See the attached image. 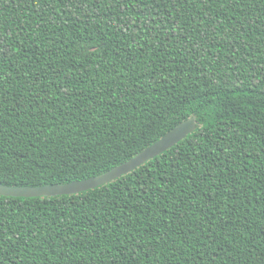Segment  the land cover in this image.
<instances>
[{
	"label": "trees",
	"instance_id": "obj_1",
	"mask_svg": "<svg viewBox=\"0 0 264 264\" xmlns=\"http://www.w3.org/2000/svg\"><path fill=\"white\" fill-rule=\"evenodd\" d=\"M0 264H264V0H0Z\"/></svg>",
	"mask_w": 264,
	"mask_h": 264
},
{
	"label": "water",
	"instance_id": "obj_2",
	"mask_svg": "<svg viewBox=\"0 0 264 264\" xmlns=\"http://www.w3.org/2000/svg\"><path fill=\"white\" fill-rule=\"evenodd\" d=\"M194 129V118L184 120L165 132L159 139L143 150L97 175L65 183H48L44 185H9L0 183V195L12 197H46L73 194L94 188L146 163L148 160L183 139L186 135L194 131Z\"/></svg>",
	"mask_w": 264,
	"mask_h": 264
}]
</instances>
